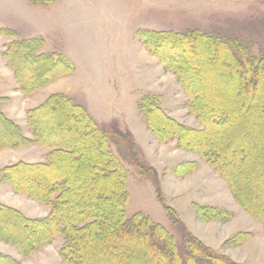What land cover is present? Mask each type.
Returning <instances> with one entry per match:
<instances>
[{"label": "rangeland", "instance_id": "374dc122", "mask_svg": "<svg viewBox=\"0 0 264 264\" xmlns=\"http://www.w3.org/2000/svg\"><path fill=\"white\" fill-rule=\"evenodd\" d=\"M191 31L236 39L248 48L251 58L264 57V0H0V55L12 41L38 39L42 41L39 53L59 54L74 66L72 74L42 87L37 98L46 95L45 101L51 95H62L82 106L96 124L106 128L110 136L114 135L117 144H110V149L126 171V217L131 218L135 213L149 217L169 232L181 250L185 249L183 241L189 235L231 264H264L262 225L239 207L227 185L213 172V180L208 178L211 175L182 180L193 172L177 180L172 170L171 175L167 168L163 170L165 165L168 169L174 168L186 156L199 160L198 156L181 149L173 150L175 139L169 141L166 148L161 147L163 143L148 131L139 112V102L151 96L157 98L159 107L175 122L202 129L188 110L189 100L177 76L166 70L160 58L147 50L141 39L142 33L184 34ZM5 33L13 34L14 39L5 37ZM204 46L208 51L204 57L187 55L180 46L173 48L168 59L184 68L180 74L187 86L206 101L205 108L211 112V118L222 122L221 125L211 123L210 133L213 131L223 142L218 145L219 156L226 165L223 167L240 189L244 201L264 217V75L248 86L247 79L234 75L235 67L230 59L223 56L220 61L213 60L208 45ZM239 87L249 91L241 93ZM57 125H47L51 132L57 130L50 136L52 141L73 136L71 124L60 128ZM127 134L134 140L137 155L153 169L156 179L152 177V170L148 171L145 166L146 177L139 174L118 152L130 142ZM145 140L153 164L141 148L145 149L142 145ZM175 194L177 198H172ZM96 196L100 200L106 197ZM83 201L79 197L75 204ZM220 203L227 208L217 207ZM194 205L223 209L229 211L231 217L224 222L200 221ZM232 205L234 212L230 211ZM43 206L38 207L46 210ZM166 207L175 211L183 228L173 226ZM34 215L42 219L43 213L35 211ZM18 228L16 222L0 219L2 233L13 235ZM240 233L250 235L237 241L235 237ZM35 236L31 231L29 238ZM2 242L0 253L17 258L15 248ZM64 242L63 235L55 236L21 264H61L59 250ZM125 242L138 251L125 249ZM113 243L110 246L97 240L92 242L86 246L78 264H108L106 260L110 259L111 264H170L156 260L152 247L141 246L126 234L117 243L118 248H112ZM120 250L127 255L116 260L113 256ZM178 257L179 261L183 260ZM141 259L145 262L141 263Z\"/></svg>", "mask_w": 264, "mask_h": 264}, {"label": "trees", "instance_id": "16d2710c", "mask_svg": "<svg viewBox=\"0 0 264 264\" xmlns=\"http://www.w3.org/2000/svg\"><path fill=\"white\" fill-rule=\"evenodd\" d=\"M4 36L14 39L11 33H5ZM141 39L143 46L160 58L166 70L173 71L177 76L189 100L188 110L202 126V129L198 130L175 122L159 107L157 98L147 96L139 102L138 108L145 119L148 131L159 143L164 144L175 139L178 149L197 154L200 160L213 169L227 185L239 207L258 221L264 231V217L244 201L238 186L224 168L226 165L223 164V159L221 161L218 146L219 143H223L222 140H219L213 131L210 133L211 123L221 125L222 122L211 118V112L205 108L206 101L201 100L197 92L187 86L180 74V70L184 68L176 64V61L171 62L168 59L173 48L180 46H183L187 55L192 53V57L193 55L204 57L208 53L204 49V45L207 44L209 53H213L210 58L216 61H220L223 56L230 59L235 67L234 75L247 79L249 82L246 85L249 86L254 85L258 82L259 76L264 75V57L251 58L248 48L236 39L216 34H200L197 31L184 34L142 33ZM41 47L42 41L38 39L12 41L1 54L6 65L14 73L19 91L25 97L32 96L45 85L74 71L72 63L61 55L39 53ZM238 91L246 93L249 90L239 87ZM26 120L33 134L32 140L23 137L19 127L7 119L0 110V150L38 145L47 151L46 161L43 163L19 162L1 171L4 181L10 185L14 193L27 196L50 209L46 218L28 219L17 210L0 204L1 221L11 220L19 226L18 232L13 235L0 232V241L13 245L22 258H28L44 244L50 243L55 236L63 235L65 242L59 250L61 264H78L82 260L86 246L92 242L95 243L97 240L110 246L114 242L112 248L116 249L119 247L117 243L121 236L126 234L131 241H138L144 247H152L154 258L163 263L231 264L225 257L216 255L197 240L189 238V235L183 241L185 249L181 250L180 246L174 244L164 227L153 223L149 217L141 213H135L131 218L126 217L125 207L128 204V194L125 191L126 171L110 149V144L116 145L117 142L114 135L110 136L106 128L96 124L82 106L74 104L62 95H51L42 104L27 110ZM50 123H57L59 128L66 123L71 124L70 131L73 136L52 141L50 136L56 134L57 130L51 132L47 128ZM115 136L119 139L116 131ZM126 137L130 142L118 152L136 167L139 174L146 177L144 166H147L137 155L133 138L129 134ZM199 137H202V140ZM197 167L196 162H184L176 165L172 172L175 177L182 178L195 171ZM148 169L152 170V177L156 179L153 169ZM96 194H103L106 197L100 200ZM79 197L84 201L76 205ZM157 197L159 202H162L158 192ZM165 209L173 226L183 228L175 211L167 207ZM194 210L196 218L204 222L211 220L224 222L231 217L229 211L214 207L194 205ZM31 231L36 234L32 239L29 238ZM249 235L240 233L235 239L243 240ZM123 247L133 252L138 251L129 248L126 242ZM125 255L126 252L120 250L113 257L117 260ZM178 255L183 257L185 262L179 261ZM110 261L111 259L106 260L108 264H111ZM141 261L145 262L144 259ZM0 264L18 263L0 255Z\"/></svg>", "mask_w": 264, "mask_h": 264}, {"label": "crops", "instance_id": "0c3cea01", "mask_svg": "<svg viewBox=\"0 0 264 264\" xmlns=\"http://www.w3.org/2000/svg\"><path fill=\"white\" fill-rule=\"evenodd\" d=\"M0 58L2 60L0 62L1 63V67H0V99H2L0 102V110H1V112H3V114L5 115V117L7 119L11 120L15 125H17L19 127L23 137L32 140L33 134H32V131L29 129L28 124H27L26 111L31 109V108H34L37 105H39L40 103H42V101H44V99L46 98V95H43L42 97L37 98L39 93H41L43 91L41 89V90L37 91L36 93H34L32 96H29V97L23 96V94L19 91V88H18V85L15 81V77H14V73H13L12 69H10L6 65V63L3 60L1 55H0ZM164 111L171 118L169 113L166 110H164ZM133 135H134V133H133ZM145 138L146 137H144V139ZM148 138H149V136H147V139ZM143 142H142V145L144 146L145 149H143V147H141V146L140 147L142 148L146 157L148 158L149 163L153 164L151 162V160L149 159V155H148V149H149L148 143L146 140ZM173 143H174V146H172V149L173 150L177 149V150L181 151L180 149H178L176 147L175 141H173ZM168 145H169V142L166 144H162L161 147L163 146L166 148ZM46 153H47V151L38 145H29V146L18 148V149H2L0 151V204L1 205H4V206L9 207L11 209L17 210L18 212H21V214L28 219H39V216L34 215L35 211H37V212L40 211V214L43 213V216H41L42 219L46 218L48 216L49 211H50V209L48 207L45 206L46 210H42L38 206L44 207L43 205L37 203L36 201H34L33 199H31L27 196L14 193L12 191L10 185L6 181H4L3 175L1 173V171L5 167H8L9 165H14V164L19 163V162L29 163V164L43 163L46 161ZM195 155H197V154H195ZM198 159L199 160H196L193 156H192V158H191V156H186V159H184L182 161V162H196L198 164L197 169L195 171H193V173L190 175V177H185L182 180L189 179V178H192L195 176L207 177V176L211 175L208 178H211L212 180L215 179L214 175H216L218 177V175L214 172L213 169L209 168L207 165H205L200 160L199 156H198ZM182 162H180L178 164H181ZM178 164H175L173 167H175ZM153 166L156 168L155 165H153ZM166 168H167L166 171L170 172V175H171V170H173V168L169 167V169H168V165H165L163 167V170H165ZM165 172H163V173H165ZM212 172L214 173V175L212 174ZM170 175H168V177ZM173 177H175V176H173ZM204 177H202V178H204ZM175 178L177 180H180L177 177H175ZM163 191H164V189H163ZM177 196L178 195L173 196L172 198H177ZM18 204H21V206L23 208H21L20 205H18ZM217 207L222 208L225 206H224V204L221 205V203H220V205H217ZM225 208H227V207H225ZM230 208H231L230 211H232V212L235 211V206L232 205ZM30 214H32V215H30ZM218 224L221 225V222H219ZM57 236H59V235H57ZM5 244H7V243H5ZM9 245H11V244H9ZM45 245H47V244H44L43 246H45ZM11 246H13V245H11ZM15 250H16L17 255H18L17 258H15L11 255H8V254H3V253H0V254H2V256H6V257L13 259L18 264H21V262L24 260L27 261V259L22 258L19 255L16 248H15ZM33 253H35V252H33Z\"/></svg>", "mask_w": 264, "mask_h": 264}, {"label": "bare ground", "instance_id": "6f19581e", "mask_svg": "<svg viewBox=\"0 0 264 264\" xmlns=\"http://www.w3.org/2000/svg\"><path fill=\"white\" fill-rule=\"evenodd\" d=\"M233 88V87H232ZM229 91H232V90H229ZM253 141V140H252ZM241 187V186H240ZM240 190V189H239ZM247 190V189H246ZM260 197V196H259ZM260 213V212H259ZM27 237V236H26Z\"/></svg>", "mask_w": 264, "mask_h": 264}]
</instances>
